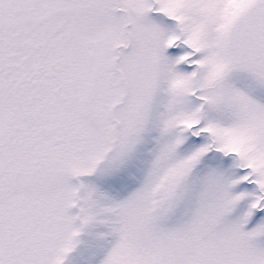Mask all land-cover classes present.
Wrapping results in <instances>:
<instances>
[{"label":"snow or ice","instance_id":"obj_1","mask_svg":"<svg viewBox=\"0 0 264 264\" xmlns=\"http://www.w3.org/2000/svg\"><path fill=\"white\" fill-rule=\"evenodd\" d=\"M0 264H264V0H0Z\"/></svg>","mask_w":264,"mask_h":264}]
</instances>
